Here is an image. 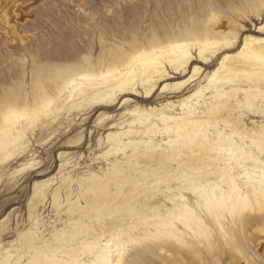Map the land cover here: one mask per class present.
I'll return each instance as SVG.
<instances>
[{"label": "rangeland", "instance_id": "374dc122", "mask_svg": "<svg viewBox=\"0 0 264 264\" xmlns=\"http://www.w3.org/2000/svg\"><path fill=\"white\" fill-rule=\"evenodd\" d=\"M181 46L195 58L186 72L171 71L172 77L154 91L145 93L140 88L137 95L121 93L108 106L82 104L57 110V103L49 105V98L39 95L34 86L36 79L49 81L52 68L75 64L49 57L54 53L75 51L80 59L96 63L100 58L113 62L119 53L135 57L145 52L147 59L157 54L167 58L173 54L171 48L178 51ZM200 47L210 60L200 58ZM263 47L264 0H0V102L15 94L30 101L31 109L11 113L9 119L16 127L13 135L19 139L11 141L14 153L0 161V264H55L56 259L62 264H91L95 255L83 243L94 241L88 232L93 227L89 222L95 219L99 225L115 223L127 231L121 236L127 248L125 262L135 250L158 249L167 241L175 248H159L156 256L146 255V264H264V196L260 192L264 151L247 142L243 146L249 157L237 153L229 159L225 149L207 147L195 161L186 160L188 172L178 162H171L168 169L156 165L159 180L153 176L141 186L142 170L132 168L143 166L134 157L145 156L147 143L170 149L161 117L184 116L183 104L214 79L225 56L243 51L247 60L264 69L263 59L260 66L254 54H264ZM229 62L225 74H235ZM195 68L199 73L192 76ZM233 76L234 86L252 79L248 72ZM56 82L50 87L46 84V95L57 97ZM216 84L227 89L233 86L227 80ZM214 85L207 93H212ZM208 97L202 102L213 101ZM51 110L58 111L56 118ZM235 113L245 125L243 133L254 140L257 131L264 136L260 97L241 100ZM45 117L50 125L42 124ZM154 124L158 128L153 132ZM220 130L232 134L228 128ZM234 141L242 144L237 137ZM174 147L182 146L175 143ZM118 164L123 165L119 170L115 169ZM195 168L196 173L192 172ZM111 172L128 174L133 182L115 181L110 186L112 197L89 201V186L82 181ZM227 175L233 178L240 201L235 210L221 213L216 223L203 205L207 195L194 189L210 183L224 187ZM179 205L201 220L203 234L191 235L178 227L184 231L182 239H169L167 234L154 237L157 232L147 215L172 220L170 212ZM89 212L95 219H90ZM65 235L71 238L69 243L62 242ZM64 248L70 253L63 254ZM93 248L96 252L97 247ZM114 251L111 264L118 262Z\"/></svg>", "mask_w": 264, "mask_h": 264}, {"label": "bare ground", "instance_id": "6f19581e", "mask_svg": "<svg viewBox=\"0 0 264 264\" xmlns=\"http://www.w3.org/2000/svg\"><path fill=\"white\" fill-rule=\"evenodd\" d=\"M249 45L250 44H247L245 48ZM203 48L200 47L199 56L203 61H208L210 57L206 55L203 56V51L205 50ZM170 50L174 56L173 54H169L167 58L159 57L157 54L147 59L145 57V52L135 57H128L123 53H119L113 62L100 58L96 63H93L89 58L80 59L78 53H75V51L72 52L67 50L63 53H54L53 55H49V57L55 60H72L75 61V64L52 68V70H50L52 72V77L49 78V81L36 79L34 86L37 90H40L39 95L44 98H49V105L52 104V102L54 103V101L57 103V105L53 104L56 105L57 110H64L69 106L74 109L82 104L83 106L88 105V108L100 105L108 106L118 100L121 93L137 95L140 94V88L145 93L154 91L161 82L172 77L171 71L175 74L181 71L186 72L187 68L195 61L192 52L186 48V46H181L178 49L180 55L175 48H171ZM256 50H259V47L256 48ZM262 50H264V47ZM244 53L245 52L241 51L229 58L228 56L223 58L213 76L214 79L212 78L206 87L198 91L196 95L193 96L192 100L183 104L184 116L173 117L171 115H163L161 117L164 123L163 125H165L162 129V134L169 136L167 144L170 145V149L163 148L160 144H154V142L151 141L145 146V156L143 158L134 157L133 155L130 156L131 158H135V163H143L141 167L136 164L132 166L137 172L142 170V175L139 180L140 186L143 185V182H145L147 178L153 180V176H155L158 181L159 172L157 169L160 166L168 169L171 162H178L180 169L188 172L187 163L189 161L187 162L186 160L195 161L198 157L203 156L207 147L212 148L218 146L220 149H225L229 154V159L233 158V155H238L237 153H240L243 158L249 157L250 154L245 151V147L243 146L247 145V142L255 145L259 150L264 151V136L260 135L257 131L255 132L257 140H254L243 133L245 125L241 120V116L236 117L235 113V109L237 110L239 108L241 100L249 101L252 97L254 98L257 96L263 100L264 104V69L257 68L255 66L257 64L247 60ZM257 53L258 52L254 53L257 55V63L262 66L264 54ZM262 59L263 62H261ZM228 61H230L228 68L230 70L233 69L235 74H225L226 70L224 69ZM137 62H140V65L137 67V70H135L134 66ZM125 64H129L128 69H126ZM237 68H239V70H237ZM238 71L248 72L251 74L252 79L248 81L247 84L239 82L234 86L235 76L233 75H236ZM198 73V68H195L192 76ZM259 75L260 77H258ZM226 80L229 84L234 83L229 89L223 85L219 86L216 84L218 81ZM55 81H57L56 84L59 86V88L56 89L58 90L56 92V98H54L55 96L53 97V95L49 96L44 93V91L49 93V87L51 83ZM48 82L49 87L46 88L45 86ZM213 82L215 85L213 86L212 93H207ZM245 85L247 88L244 87ZM208 94H210V97H208L210 98L209 101H211V99L213 101L203 103L202 99L206 98ZM240 94H243L244 97L241 98ZM233 98L235 101L232 104L231 100ZM29 102L30 101H25L19 95L15 94L0 102V161L14 153L11 141L16 143L19 139L18 134L16 137L13 135L16 131V127L13 126L11 119H9L10 116L13 115L11 113L15 115L18 112L17 109L21 108L25 112L31 110L29 108ZM54 109H56L55 106ZM53 111L54 110H51L50 114L55 113L53 117L56 118L55 116H58V111ZM7 120H9L10 123H7ZM230 121H232V123ZM46 123L50 125L52 122L45 117L42 124L45 125ZM223 127L228 128V130L230 129L232 134H226L225 131H221L220 129ZM157 128L158 125L154 124L152 131L154 132ZM125 134L126 132L122 135ZM235 137H237L242 144L236 143L234 141ZM175 143L181 144L182 147L175 149ZM197 143L198 146L196 147L195 145ZM4 145L8 146L9 149L5 150ZM128 145L129 144L125 145V149L128 148ZM111 152H114L113 149ZM217 155L219 157L218 153ZM156 165L158 168H153ZM149 166H151V169H148ZM121 167H123V165L118 164L115 169L119 170ZM205 169V171H207V168ZM197 170L198 168L192 169V172L196 173ZM189 180L191 181L192 179ZM115 181H121L124 185H127L131 184L133 179L128 174L118 176V174L111 172L104 178L93 175L90 180L86 179L82 181V183L89 186L88 200L90 201L91 198L99 200L112 197L113 192L110 186ZM206 182L209 181L206 180ZM261 182H264V173L261 177ZM191 183L193 182L191 181ZM223 184L227 186L228 189L225 186L226 189L217 184L212 186L211 183L207 184V187H201V190H199V188L194 189L195 191H202L207 195L203 205L208 214L215 219L216 223H219L221 213L230 209L235 210L240 196L233 178L228 175L225 176L223 178ZM122 192L125 194L126 200L131 202V196H128L124 189ZM260 192L262 196H264V188H260ZM235 195L237 196L236 199ZM35 201H33L34 204ZM88 215L90 219L93 217L95 219V216H93L91 212H89ZM170 215L172 216V220L165 217L157 218L155 217V213H149L147 215L148 223L153 225L157 232L154 234V237L158 238L160 235L167 234L169 239H182L184 238V231L191 235L203 234V231H201L199 227L201 220L197 216H194L189 208L179 205L173 212H170ZM89 223L93 225V227L89 230L88 235H92L94 241L90 244L83 243V246L87 247L91 254L93 253L95 255L94 261H92L91 264H111L110 253L112 249H115L114 252H116L118 256V262L116 264H146V255L156 256L159 248H175V246L168 245V242L164 241V245H159L157 247L158 249L145 247L141 250H135L131 255V259L125 262L123 259L125 258L127 248L125 242L121 241V236L127 234V231L115 225V223L111 226L99 225L96 219L95 222ZM178 227H181L184 231L181 232ZM107 236L111 238L108 240ZM70 240L71 238L65 235L62 242L69 243ZM95 246L97 247L96 252H94L93 248ZM61 252L67 254L70 253V250L64 248ZM176 255L178 256V253ZM54 263L62 264L57 259ZM71 264H77V262Z\"/></svg>", "mask_w": 264, "mask_h": 264}]
</instances>
